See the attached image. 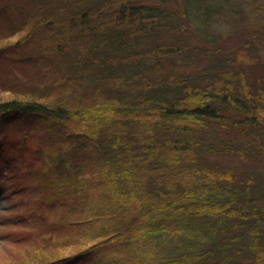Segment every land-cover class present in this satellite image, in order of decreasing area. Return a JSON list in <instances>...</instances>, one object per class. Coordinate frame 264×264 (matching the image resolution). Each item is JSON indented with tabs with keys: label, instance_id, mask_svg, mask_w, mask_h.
<instances>
[{
	"label": "trees",
	"instance_id": "obj_1",
	"mask_svg": "<svg viewBox=\"0 0 264 264\" xmlns=\"http://www.w3.org/2000/svg\"><path fill=\"white\" fill-rule=\"evenodd\" d=\"M224 1L26 0L18 12L11 0L0 4L12 37L0 43L11 71L0 66V87L14 94L0 97V121H51L65 134L82 127L53 164L84 170L91 215L113 224L99 229L98 245L117 257L98 264H264V178L240 177L210 157L245 156L229 127L262 134L264 78L216 71L231 64L221 60L204 76L176 67L196 50L190 25L199 47L215 43L216 15L235 6ZM25 44L36 54L29 62L15 52ZM89 143L93 150L76 157ZM94 244L65 257L77 263Z\"/></svg>",
	"mask_w": 264,
	"mask_h": 264
},
{
	"label": "rangeland",
	"instance_id": "obj_2",
	"mask_svg": "<svg viewBox=\"0 0 264 264\" xmlns=\"http://www.w3.org/2000/svg\"><path fill=\"white\" fill-rule=\"evenodd\" d=\"M4 1L0 0V4ZM22 1L11 0L15 12H18ZM234 1L233 10L216 15L217 30L212 36L215 43H204L199 47L202 38L193 24L189 26L186 38L191 49L196 50L186 53V61L176 64L178 69L204 76L221 60L225 66L231 64L216 71H243L246 79L252 82L264 78V0ZM229 3L230 0L223 4L228 7ZM11 38L5 35L1 25L0 43H8ZM25 45V49H15V52L29 62L28 56L36 54L29 44ZM207 47L212 52L211 49L207 51ZM246 47L248 52L242 53L241 49ZM3 51L14 52L10 45ZM0 60L4 61H0V66H5L3 74L11 72L6 59ZM250 61V64H244ZM26 66L24 70L27 73L21 71V85L25 82L28 87L27 76L33 67ZM7 89L10 88L0 87V97L14 95ZM35 120L30 125L19 118L0 121V264H98L97 258L110 255L111 250L100 251L98 245L101 237L98 232L106 224V219L91 215L95 214L96 208L87 201L86 184L81 181L87 174L83 173L84 170H74L75 163L59 169L53 164L57 163L59 154H67L78 140L75 132L81 131L82 127L74 124L71 128L74 130H67L65 134V130L58 132L51 121L35 124ZM248 127V130L225 129L237 143L240 141L247 148L245 156L219 151L210 157L219 167L234 168L240 177L254 172L264 178V131L260 134L258 129ZM89 145L91 148L81 146L80 153L75 156L82 158L84 153L91 152L93 144ZM67 158L74 159L69 154ZM56 169L63 177L57 178L52 173ZM261 184L264 188V182ZM107 225L103 227L105 230L113 224ZM92 242L96 251L86 252L77 263L65 257L90 246ZM111 255L117 257L114 253Z\"/></svg>",
	"mask_w": 264,
	"mask_h": 264
}]
</instances>
